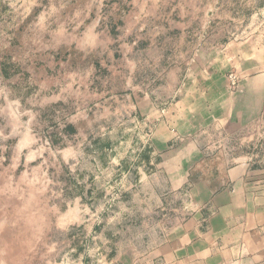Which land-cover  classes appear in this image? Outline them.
<instances>
[{"label":"rangeland","instance_id":"1","mask_svg":"<svg viewBox=\"0 0 264 264\" xmlns=\"http://www.w3.org/2000/svg\"><path fill=\"white\" fill-rule=\"evenodd\" d=\"M263 56L264 0H0V264H168L231 152L264 168ZM192 91L228 120L186 188Z\"/></svg>","mask_w":264,"mask_h":264},{"label":"crops","instance_id":"2","mask_svg":"<svg viewBox=\"0 0 264 264\" xmlns=\"http://www.w3.org/2000/svg\"><path fill=\"white\" fill-rule=\"evenodd\" d=\"M261 60L255 65L263 73L264 56ZM221 95L209 99L210 94L192 91L186 96V139L169 154L178 171L185 174L186 188L192 186V176L204 172L208 155L198 134L200 128L224 125L228 120L223 117ZM226 112H230L229 107ZM232 153L238 158L236 163L217 170L221 177L215 191L180 228V237L172 244L173 252L167 253L168 264H264V168L248 161L250 152ZM231 154L216 152L217 156ZM184 182L185 178L178 187Z\"/></svg>","mask_w":264,"mask_h":264}]
</instances>
